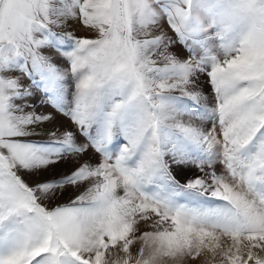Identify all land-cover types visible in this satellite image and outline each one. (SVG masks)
Returning <instances> with one entry per match:
<instances>
[{"label":"snow or ice","instance_id":"snow-or-ice-1","mask_svg":"<svg viewBox=\"0 0 264 264\" xmlns=\"http://www.w3.org/2000/svg\"><path fill=\"white\" fill-rule=\"evenodd\" d=\"M0 264H264V0H0Z\"/></svg>","mask_w":264,"mask_h":264},{"label":"rangeland","instance_id":"rangeland-1","mask_svg":"<svg viewBox=\"0 0 264 264\" xmlns=\"http://www.w3.org/2000/svg\"><path fill=\"white\" fill-rule=\"evenodd\" d=\"M79 34H80V35H85L86 33H84L83 31H81Z\"/></svg>","mask_w":264,"mask_h":264}]
</instances>
